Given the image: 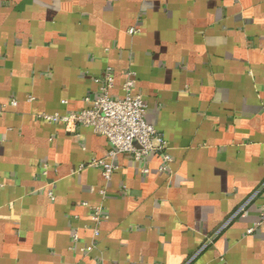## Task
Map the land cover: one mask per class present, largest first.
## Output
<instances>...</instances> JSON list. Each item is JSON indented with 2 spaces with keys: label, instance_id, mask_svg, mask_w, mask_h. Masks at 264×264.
<instances>
[{
  "label": "crops",
  "instance_id": "1",
  "mask_svg": "<svg viewBox=\"0 0 264 264\" xmlns=\"http://www.w3.org/2000/svg\"><path fill=\"white\" fill-rule=\"evenodd\" d=\"M106 68L114 97L134 74L168 172L39 117ZM263 204L264 0H0V264H264Z\"/></svg>",
  "mask_w": 264,
  "mask_h": 264
},
{
  "label": "built area",
  "instance_id": "2",
  "mask_svg": "<svg viewBox=\"0 0 264 264\" xmlns=\"http://www.w3.org/2000/svg\"><path fill=\"white\" fill-rule=\"evenodd\" d=\"M137 29H129L130 34L137 33ZM100 90L96 96L85 98L87 106L75 113L68 115H40L42 120L48 123H64L67 126H83L92 129L107 139L111 145L107 156L113 158L116 154H129L134 160L148 158L155 154L161 158V165L158 172H168L170 157L167 152V142L161 131L150 125L145 120L147 104L141 95L133 93L135 84L134 74L129 72L127 80L123 84V96L114 97L111 89L114 84L113 73L110 68H106L95 80ZM88 166L99 168L102 176L110 180L111 175L117 170L112 163H107L105 159H93ZM46 169V166H44ZM83 167H80V170ZM143 173L148 174L150 170L143 168ZM49 196L53 199L52 193ZM102 218L101 208H94V221L99 223ZM264 225V204L259 212V221L255 226ZM254 228L248 230L251 233ZM77 240V235H73Z\"/></svg>",
  "mask_w": 264,
  "mask_h": 264
}]
</instances>
